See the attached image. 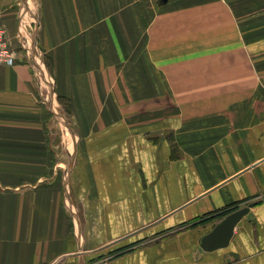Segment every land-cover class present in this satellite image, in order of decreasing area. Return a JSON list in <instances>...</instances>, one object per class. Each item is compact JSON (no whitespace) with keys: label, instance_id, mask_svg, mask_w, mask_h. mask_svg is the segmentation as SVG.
Instances as JSON below:
<instances>
[{"label":"crops","instance_id":"crops-1","mask_svg":"<svg viewBox=\"0 0 264 264\" xmlns=\"http://www.w3.org/2000/svg\"><path fill=\"white\" fill-rule=\"evenodd\" d=\"M0 25L16 53L0 64V168H17L0 178V264L120 247L94 264H264V0H0ZM135 70L147 93L176 81L180 123L114 110L142 97L105 89ZM22 153H34L25 189ZM245 206L227 245L202 248Z\"/></svg>","mask_w":264,"mask_h":264},{"label":"rangeland","instance_id":"rangeland-1","mask_svg":"<svg viewBox=\"0 0 264 264\" xmlns=\"http://www.w3.org/2000/svg\"><path fill=\"white\" fill-rule=\"evenodd\" d=\"M249 1L255 2V3H256V1L258 2V0H249ZM249 9L250 8H247L246 11L247 12L253 11V14H254L255 10H256L255 13H261L263 7L260 6L259 4H256L254 6V8H252V10L249 11ZM82 58H83L82 64H84V61H85V63L89 62L87 59L84 60V56ZM141 58L142 57H139V56H134V57L125 56L121 60V64H126V62H131V63L133 62V65H135V69H138V64H142ZM168 58L170 60H172V59L176 60V59H181L182 57L179 55H176V56H168ZM72 59H73L72 63H74L73 66H75V67H76V64L78 63V61L79 62L81 61L78 57H72ZM94 59H96V58L93 57V60ZM253 59H254L253 56L252 57L247 56V65H248V67H251L252 70H253V66H252L253 65ZM132 73L133 74L130 76H127V78L123 77L121 79L122 80V81H120L121 86L115 87V88H109V89L105 88L106 90L114 91L116 94H119V95L121 94L123 96L132 95L133 94L132 91L135 90L137 93L142 95V97H150L151 98V103H148V104H146L145 101H142V99H145V98L137 97L134 100H132L131 103H128V104L127 103H118L117 105L113 106L114 110L118 109L117 111L123 113L122 117L127 122V124L128 123H133V124L136 123L138 125L143 124V121H144L143 119L145 117H147L148 114H150L149 115L150 117L154 118V117H157L159 115V112H161V113L166 112L165 114L167 115L168 126H172L174 122L180 123V113L182 111L181 106H180V104H178L175 101V97L173 95L174 89H171V87L169 86L172 84V82L174 80L171 78H167V82H166L167 88L166 89H164V87L162 89V87H161V91L159 92L160 88L158 86L154 85L153 86L154 88L151 89L152 93L151 92L147 93L148 89L147 90L143 89L142 86H140V81L142 80V71L136 72V70H135ZM146 74L148 75V72H146ZM150 74H151V77L149 79L151 80V82H153V81L156 82L158 79L154 76V73L151 72ZM109 79H111V78L109 77ZM174 82H176V81H174ZM122 85H124V86H122ZM105 89H103V91H105ZM98 90L99 89H97V91ZM253 90H254V83L251 82L250 85L248 84L245 95H247V96L253 95ZM158 92L161 95H159ZM146 95H149V96H146ZM135 96H137V94H135ZM153 97H156V98L161 97V98H163V100L160 101V103H159V101ZM142 102H144V103H142ZM62 106L67 111L68 106L66 105V103ZM98 110L105 111V106L102 109L98 108ZM226 112H227V109H225V108L220 109V111L216 112V115H217V113H226ZM69 113H70V116L74 118L73 120H71L72 124H74L72 126L74 127L76 124L78 125V121L74 117L72 109H71V112H69ZM227 115H228V112H227ZM174 118H177V120ZM71 152H74L73 147L71 148ZM22 154H24V156L30 157L32 159L28 160L26 157H24V163H12V164L16 165L17 167L19 165L22 166L21 168H22L23 172H25V173H23L22 171H20L19 173H22V175H25L24 176L25 181H23V179L21 178L22 179L21 183H16V184H18L17 185L18 188L25 189V188H27V185L34 183V176H33L34 175V153H31V154L30 153H22ZM72 161L73 160L71 157V162ZM66 164L67 163H64L65 167H66ZM55 166L57 167L56 169H59L60 171H62V169H63L62 163H55ZM58 167H60V168H58ZM15 170H17V168L16 169L0 168V178H2L3 180L4 179L10 180L11 177L9 175L15 173ZM27 170L30 171L31 176L26 173ZM4 173H7L8 175H5ZM73 173H74V171H73ZM75 182L76 181L73 178L67 180V185L70 187V191H71L70 192L71 193V201L73 204L77 205V204H79L78 195H79V193H82V192H80L81 188H80L79 184L77 182L76 183ZM112 254H113V252H111V250L110 251L104 250L102 252V254L97 255V258H95V256H94L95 254L92 255V258H88V260L87 259L81 260L79 256H76V257H71L69 259L61 258L57 262L51 263V264H90V263L94 264L96 260H99V261H102V259L106 260L107 258L113 256ZM80 261H83V262L81 263Z\"/></svg>","mask_w":264,"mask_h":264},{"label":"water","instance_id":"water-1","mask_svg":"<svg viewBox=\"0 0 264 264\" xmlns=\"http://www.w3.org/2000/svg\"><path fill=\"white\" fill-rule=\"evenodd\" d=\"M248 211V207H241L232 210L219 221L211 232L206 234L201 240L204 249H213L227 245L235 225L239 219Z\"/></svg>","mask_w":264,"mask_h":264},{"label":"built area","instance_id":"built-area-1","mask_svg":"<svg viewBox=\"0 0 264 264\" xmlns=\"http://www.w3.org/2000/svg\"><path fill=\"white\" fill-rule=\"evenodd\" d=\"M16 61V53L10 47L6 30L0 25V64L2 65H12ZM191 264H199L198 262H192Z\"/></svg>","mask_w":264,"mask_h":264},{"label":"trees","instance_id":"trees-1","mask_svg":"<svg viewBox=\"0 0 264 264\" xmlns=\"http://www.w3.org/2000/svg\"><path fill=\"white\" fill-rule=\"evenodd\" d=\"M124 248H125V247H120V248H117V249H115V250H113V251H111V252H113V253H117V252L122 251Z\"/></svg>","mask_w":264,"mask_h":264}]
</instances>
